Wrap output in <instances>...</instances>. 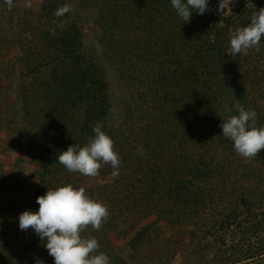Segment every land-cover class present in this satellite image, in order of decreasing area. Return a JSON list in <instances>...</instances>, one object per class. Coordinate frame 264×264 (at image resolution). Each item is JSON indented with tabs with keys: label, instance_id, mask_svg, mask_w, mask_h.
Instances as JSON below:
<instances>
[{
	"label": "trees",
	"instance_id": "1",
	"mask_svg": "<svg viewBox=\"0 0 264 264\" xmlns=\"http://www.w3.org/2000/svg\"><path fill=\"white\" fill-rule=\"evenodd\" d=\"M219 3L209 0L208 11L193 12L185 23L171 0H40L34 11L20 8V0L9 11L0 0V154L20 155L10 172L0 169V264H54L45 242L19 229V216L38 211L36 200L48 188L69 184L108 206L101 229L89 226L82 235L97 239L110 264H127L110 233L134 231L127 250L165 245L158 221L193 225L196 248L188 259L213 243L214 258L205 264H264V240L238 241V233L264 229V198L254 200L249 191L252 181H264V149L246 160L220 127L229 115L225 106L238 115L237 102L255 110L257 126H264V38L247 55L229 51L230 34L246 27L264 0H232L225 14ZM65 4L73 10L55 16ZM86 14L97 27L90 36L78 23ZM96 122L121 159L119 175L102 183L111 165L90 178L58 162L60 152L94 136ZM26 151L30 165L21 157ZM18 193L26 201L10 219L8 200ZM245 199L252 204L243 214ZM152 215L151 224L138 228ZM161 251L155 249L156 264Z\"/></svg>",
	"mask_w": 264,
	"mask_h": 264
},
{
	"label": "clouds",
	"instance_id": "2",
	"mask_svg": "<svg viewBox=\"0 0 264 264\" xmlns=\"http://www.w3.org/2000/svg\"><path fill=\"white\" fill-rule=\"evenodd\" d=\"M7 9L15 6L14 0H4ZM232 0H220L218 11L226 13ZM209 0H171L177 15L185 23L190 22L192 13L203 15L208 11ZM24 6L31 8L30 0ZM71 5L58 8L54 15L62 17L71 12ZM231 10V9H230ZM264 38V8L253 12L246 27L237 28L230 34L229 51L232 55H247L249 50L257 47ZM229 115L222 120V136L233 142L235 151L244 159L257 157L264 149V126H257L255 110H246L237 102L234 110L238 115L230 114L233 109L225 106ZM94 136L88 138L81 147L70 145L60 152L58 162L69 172L96 178L103 165H111L113 176L119 175L121 159L114 151V141L102 131V124L93 126ZM138 151L143 153L142 148ZM39 209L36 212L24 211L19 216V229H32L45 242L48 254L54 264H110L109 257L99 252V243L94 237H84L82 233L91 226L99 231L109 216L108 206L90 198L84 187L74 188L71 184L48 188L45 195L37 198ZM99 254H96L98 253ZM36 264H43L37 259Z\"/></svg>",
	"mask_w": 264,
	"mask_h": 264
},
{
	"label": "rangeland",
	"instance_id": "3",
	"mask_svg": "<svg viewBox=\"0 0 264 264\" xmlns=\"http://www.w3.org/2000/svg\"><path fill=\"white\" fill-rule=\"evenodd\" d=\"M31 2V8H28L30 10H36L38 8V5L40 3V0H30ZM25 0H20V8L25 7ZM82 7V6H81ZM79 24L82 26V30L85 33L86 36H90L93 33L97 31V27L94 26L91 22H88V15L83 16V19L78 20ZM12 32L9 31V34ZM15 33H17L15 31ZM97 48V45L94 46ZM16 51V48H11V54L13 55ZM261 111L264 112V93H261V96L259 98ZM202 137H204V140L208 141V136L203 134ZM1 139H3L2 134L0 135V144L4 143ZM41 137L36 135L35 141H40ZM9 143H12L10 141ZM206 143V142H205ZM22 154V153H21ZM20 155L17 153V151H8L6 154L2 155L0 154V169L5 170V172H10L12 168L15 166V160ZM30 153L28 151L25 152L24 156H21L23 158V162L30 165V161L28 158ZM241 157V156H240ZM244 163H246V160H241ZM259 165V163L257 164ZM240 166V165H238ZM262 171L264 173V165H262ZM29 173L26 172V176H28ZM115 176H113L111 173L107 174L103 178H99V183L102 182H108L111 181ZM95 182L90 181L87 185H90V187L94 186ZM246 186L251 184V182L246 181L244 183ZM252 187V188H251ZM250 196L255 200V197L257 200H261L264 198V181L262 183L259 182H253L250 185ZM10 201V206L12 210L9 211V218L14 219L15 216H17L21 210V206L26 201V195L25 193H18L16 195H13L8 200ZM248 204H252L248 199L244 200L243 204L240 206L241 210L244 211L243 214L247 213L250 208L248 207ZM256 204V201L254 202ZM253 204V205H254ZM253 211V210H252ZM254 212V211H253ZM257 212V211H256ZM255 213V212H254ZM155 216H149L148 218H144L143 220H140L138 222V228H142L146 226L147 224H151ZM135 219L138 220V217ZM132 223V221L128 220V225ZM158 227L160 229L161 235L165 237L167 242L163 245L162 241L160 242H153V245L142 244L137 251H133L128 249L127 250V242L129 239H131L133 232L130 234H127L125 236L122 235V232L126 230L127 227H121L118 232H112L108 235L109 240L111 241L112 246L115 248L118 253L122 254L123 257L127 260V264H156V254L155 249L157 252L159 250H162L160 252V259L157 261V264H205V262H209L214 258L215 252L213 251V243L207 244V246H199L198 248L200 254L197 256L190 257L188 259V255H190L191 251H193V248H196V246H193L195 244V241L192 236H190V229L193 228V225H183L180 227H168L163 221H158ZM20 236V234H19ZM162 239V237H161ZM238 241H240L242 244L245 243L246 246H257L260 245L261 242L263 243L264 240V229L257 231L254 234H246L242 235L241 233H238ZM228 240L231 241V234L226 237V244H228ZM211 241V239L209 240ZM155 245V246H154ZM212 246V247H211ZM243 264H256V261L247 260L244 259L240 260Z\"/></svg>",
	"mask_w": 264,
	"mask_h": 264
}]
</instances>
